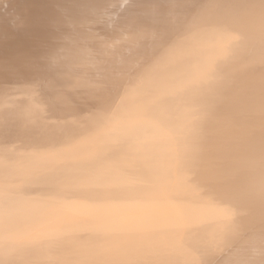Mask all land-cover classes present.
Returning a JSON list of instances; mask_svg holds the SVG:
<instances>
[{
  "label": "clouds",
  "instance_id": "obj_1",
  "mask_svg": "<svg viewBox=\"0 0 264 264\" xmlns=\"http://www.w3.org/2000/svg\"><path fill=\"white\" fill-rule=\"evenodd\" d=\"M222 0H193L178 23L161 18L144 70L79 117L59 152L24 151L0 167V264H135L115 248L144 238L140 226L164 220L170 256L157 264H243L230 258L217 222L203 218L209 197L227 204L234 222L264 232V95L233 132L259 129L243 164L209 153L216 116L209 94L223 77L246 78L250 35L241 22L226 34ZM79 22L74 44L91 43ZM264 43V38H262ZM264 62V48L261 50ZM64 87L0 96V124L23 132L59 121L72 105ZM87 246L82 254L75 249Z\"/></svg>",
  "mask_w": 264,
  "mask_h": 264
},
{
  "label": "bare ground",
  "instance_id": "obj_2",
  "mask_svg": "<svg viewBox=\"0 0 264 264\" xmlns=\"http://www.w3.org/2000/svg\"><path fill=\"white\" fill-rule=\"evenodd\" d=\"M193 0H0V96L13 97L55 87L67 89L72 105L57 114L59 121L46 127L20 132L9 122L0 124V167L15 168L17 154L24 151L59 152L70 142V132L80 127L79 117L137 77L146 67L159 37L150 31L161 18L178 23ZM223 14L217 24L226 34L243 22L250 35L246 78L233 83L223 77L209 94L216 122L207 149L217 161L243 164V155L257 141L259 129L233 132L243 123L246 107L242 95L259 107L264 95V0H222ZM88 22L91 43L74 44L79 22ZM203 218L217 222V235L224 234L230 258L243 264H264V232L234 222L225 203L209 197ZM144 238L117 246L122 258L135 264H157L171 258V241L164 220L140 226ZM82 254L87 246L75 249ZM229 257L213 252L202 257L213 264Z\"/></svg>",
  "mask_w": 264,
  "mask_h": 264
}]
</instances>
